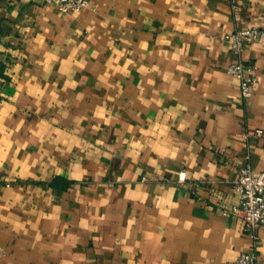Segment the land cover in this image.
Returning <instances> with one entry per match:
<instances>
[{
	"label": "crops",
	"instance_id": "crops-1",
	"mask_svg": "<svg viewBox=\"0 0 264 264\" xmlns=\"http://www.w3.org/2000/svg\"><path fill=\"white\" fill-rule=\"evenodd\" d=\"M264 0H0V264L264 263L232 181L264 172ZM261 129L260 133L256 130Z\"/></svg>",
	"mask_w": 264,
	"mask_h": 264
},
{
	"label": "built area",
	"instance_id": "built-area-1",
	"mask_svg": "<svg viewBox=\"0 0 264 264\" xmlns=\"http://www.w3.org/2000/svg\"><path fill=\"white\" fill-rule=\"evenodd\" d=\"M42 3L55 4L62 13L79 12L89 7V0H39ZM230 52L235 56L226 71L239 78L242 93L246 96L256 83L258 76L256 66L242 60L244 46L257 41H264V26H245L224 35ZM257 133L261 129L256 130ZM232 187L238 195V202L230 209L223 208V214L234 213L242 217L244 231L254 238L257 230L264 227V172L254 171L249 162L244 164L235 179ZM231 264H264L253 251H243Z\"/></svg>",
	"mask_w": 264,
	"mask_h": 264
}]
</instances>
